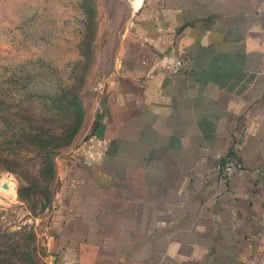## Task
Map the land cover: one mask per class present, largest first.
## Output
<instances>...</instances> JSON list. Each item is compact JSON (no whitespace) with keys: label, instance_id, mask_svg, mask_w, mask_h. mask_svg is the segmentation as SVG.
<instances>
[{"label":"crops","instance_id":"0c3cea01","mask_svg":"<svg viewBox=\"0 0 264 264\" xmlns=\"http://www.w3.org/2000/svg\"><path fill=\"white\" fill-rule=\"evenodd\" d=\"M163 54L184 67H159ZM98 106L47 230L51 260L263 263L264 0H142Z\"/></svg>","mask_w":264,"mask_h":264},{"label":"rangeland","instance_id":"374dc122","mask_svg":"<svg viewBox=\"0 0 264 264\" xmlns=\"http://www.w3.org/2000/svg\"><path fill=\"white\" fill-rule=\"evenodd\" d=\"M141 1L0 0V264H51L47 230Z\"/></svg>","mask_w":264,"mask_h":264},{"label":"built area","instance_id":"2783aa9c","mask_svg":"<svg viewBox=\"0 0 264 264\" xmlns=\"http://www.w3.org/2000/svg\"><path fill=\"white\" fill-rule=\"evenodd\" d=\"M185 64V60L183 57H178L172 54H163L157 60V65L164 70H167L171 73H175L180 71ZM241 168L240 161L235 154L225 155L219 165L218 171L221 179L223 181H229L230 178L236 174ZM261 236L264 239V224L261 226ZM51 264H60V262L56 261L55 258L51 260Z\"/></svg>","mask_w":264,"mask_h":264},{"label":"bare ground","instance_id":"6f19581e","mask_svg":"<svg viewBox=\"0 0 264 264\" xmlns=\"http://www.w3.org/2000/svg\"><path fill=\"white\" fill-rule=\"evenodd\" d=\"M9 182V181H8ZM4 187H6V186H4Z\"/></svg>","mask_w":264,"mask_h":264}]
</instances>
